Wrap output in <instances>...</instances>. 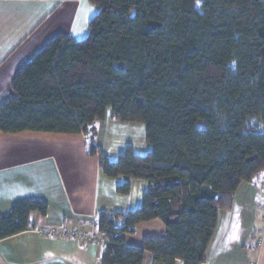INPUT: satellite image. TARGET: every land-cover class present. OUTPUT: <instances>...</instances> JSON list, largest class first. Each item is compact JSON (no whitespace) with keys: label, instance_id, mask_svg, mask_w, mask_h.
Returning <instances> with one entry per match:
<instances>
[{"label":"trees","instance_id":"trees-1","mask_svg":"<svg viewBox=\"0 0 264 264\" xmlns=\"http://www.w3.org/2000/svg\"><path fill=\"white\" fill-rule=\"evenodd\" d=\"M89 1L98 12L85 38L59 33L20 67L0 132L84 133L106 176L148 182L139 208L99 214L102 264H143L146 253L152 264H202L219 212L264 172V0ZM109 112L144 124L151 152L128 145L111 161L94 142ZM48 209L16 201L0 215V240ZM154 219L163 235L127 244L124 234Z\"/></svg>","mask_w":264,"mask_h":264},{"label":"crops","instance_id":"crops-1","mask_svg":"<svg viewBox=\"0 0 264 264\" xmlns=\"http://www.w3.org/2000/svg\"><path fill=\"white\" fill-rule=\"evenodd\" d=\"M94 16L88 0H0V104L14 95V78L23 64L59 33L76 40L86 37ZM95 128L94 142L111 161L128 145L139 156L152 150L144 124L115 120L109 112ZM89 147L84 133L0 132V215L22 199L42 198L49 204L45 216L31 214L33 228L0 240V264H102L106 239L96 228L99 214L139 208L149 184L106 176ZM127 182L130 192L119 193L117 187ZM263 205L264 172L240 186L231 210L219 212L202 264H264ZM47 228L76 230L95 239L41 235L39 230ZM165 231L163 221L154 219L124 238L128 245L140 247L145 237ZM153 257L146 253L143 264H152Z\"/></svg>","mask_w":264,"mask_h":264},{"label":"built area","instance_id":"built-area-1","mask_svg":"<svg viewBox=\"0 0 264 264\" xmlns=\"http://www.w3.org/2000/svg\"><path fill=\"white\" fill-rule=\"evenodd\" d=\"M263 211H264V205H263ZM39 232L43 236L55 237V238L64 239V240L79 239L82 241H88V240L95 239V236L92 234L82 233L76 230L67 231V230H62L58 228H47V229H40ZM257 245L260 246V241H258Z\"/></svg>","mask_w":264,"mask_h":264},{"label":"rangeland","instance_id":"rangeland-1","mask_svg":"<svg viewBox=\"0 0 264 264\" xmlns=\"http://www.w3.org/2000/svg\"><path fill=\"white\" fill-rule=\"evenodd\" d=\"M88 1H89V0H88ZM89 3H90V7H91L92 11L94 12V15H96V13L98 12V9H97L96 5L93 4V3L90 2V1H89ZM84 38H85V37H84ZM77 40H80V39H77ZM141 124H142V123H141Z\"/></svg>","mask_w":264,"mask_h":264}]
</instances>
